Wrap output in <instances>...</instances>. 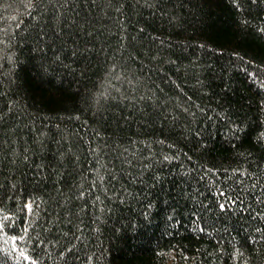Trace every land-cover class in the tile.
I'll return each mask as SVG.
<instances>
[{"label":"trees","instance_id":"obj_1","mask_svg":"<svg viewBox=\"0 0 264 264\" xmlns=\"http://www.w3.org/2000/svg\"><path fill=\"white\" fill-rule=\"evenodd\" d=\"M0 210V264H264V0H0Z\"/></svg>","mask_w":264,"mask_h":264},{"label":"snow or ice","instance_id":"obj_2","mask_svg":"<svg viewBox=\"0 0 264 264\" xmlns=\"http://www.w3.org/2000/svg\"><path fill=\"white\" fill-rule=\"evenodd\" d=\"M233 3L234 4L235 3H238V0H233ZM29 6H31V4ZM57 31H59V28H57ZM46 38H47V34L43 30H41L39 32L38 38H37V44H38L39 47H42L43 46L44 42L46 41ZM112 67H116V65H112ZM24 159H27V157H24ZM26 207L30 208L31 207V204L26 205ZM219 207L223 209V208L226 207V205L223 204V203H221L219 205ZM0 211H2V210H0ZM11 215H12V213H5L4 219L2 221H0V230H3L6 227L5 221H7L8 217L11 216ZM11 239L13 241H15L16 237L13 236V237H11ZM13 247H15V244H13ZM23 255H24V257L27 260H30L31 261L33 259L32 256H29L26 252L23 253Z\"/></svg>","mask_w":264,"mask_h":264}]
</instances>
